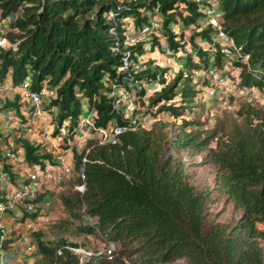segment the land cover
Returning <instances> with one entry per match:
<instances>
[{
    "label": "trees",
    "instance_id": "1",
    "mask_svg": "<svg viewBox=\"0 0 264 264\" xmlns=\"http://www.w3.org/2000/svg\"><path fill=\"white\" fill-rule=\"evenodd\" d=\"M116 1L0 0V19L6 20L5 38L11 43L0 45V83L26 81L31 90L52 92L44 103L51 115V134H57L66 120V129L73 136L77 120L85 113L83 103L88 111H94V126H128L113 142L90 137L80 151L74 145L65 146L72 152L73 181L82 182L84 189L60 193L59 200L71 219L84 220L81 232L98 233L114 244L110 258L100 255L83 264H160L179 257L187 264H264V114L250 103L240 105L235 112L241 123L233 121L217 138L218 129L209 133L188 129L197 121L181 119L176 136L170 139L156 114L181 115L196 90L190 74L181 81L183 75L177 71L166 80V69L151 66V59L142 61L143 68L134 73L143 85L154 87L147 97L146 111L130 113L134 124L123 116V106H116L109 92L108 82L120 81V74H116L119 54L112 50L115 35L121 39L127 23L135 32L155 16L161 17L156 20L158 33L165 35L172 51L185 49V44L182 33H176L171 24L183 28L195 25L189 42L198 61L193 62L187 52L184 68L205 66L212 57L220 65L223 54L217 48H204L193 41L197 37L211 44L215 31L209 24L196 25L204 16L200 7L205 1L131 0L123 1L119 9L115 8ZM218 8L221 28L238 51L247 54L246 62L234 61L240 67L239 85L263 88L264 0H218ZM109 10L115 12L113 18L107 17ZM148 42L149 48L160 49L156 35ZM130 48L145 52L142 41ZM143 85L135 87L134 98L144 95ZM177 93L180 102L175 104L172 100ZM15 101L8 100L4 106L17 107ZM147 115L153 118L149 125L141 121ZM213 138L215 146L210 148ZM165 145L193 151L207 148L209 162L216 166L217 189L240 210L235 222L205 225L209 190L197 189L189 182L184 161L172 159L169 153L162 157ZM11 146L13 151L22 150L28 166L43 168L44 160L54 162L43 143L21 134L14 137ZM8 167L1 164L13 179ZM4 196L0 187V202L6 203ZM86 217L91 222H86ZM31 234L39 255L34 264L53 260L78 264V255L67 247L77 246L75 241L62 236L45 239L40 230ZM10 241L0 228V249Z\"/></svg>",
    "mask_w": 264,
    "mask_h": 264
},
{
    "label": "rangeland",
    "instance_id": "2",
    "mask_svg": "<svg viewBox=\"0 0 264 264\" xmlns=\"http://www.w3.org/2000/svg\"><path fill=\"white\" fill-rule=\"evenodd\" d=\"M157 21H160L161 17H153ZM5 19H0V41H2L3 46H8L11 43L5 38V32H6V23ZM197 26L203 27L205 25L204 20L201 18L198 20ZM171 28L176 32L182 33V39L185 44V48L188 50H181V60L179 61V65L177 64L175 58L174 62L168 66H158L154 61H157L158 63L162 61L161 53H158L160 49L158 50L157 47H153V51L157 53L159 58L156 60H153V58H150L148 55V52L151 50L149 48V42L141 39L143 44V49L145 52L143 53L144 57L147 58L143 61L145 62L148 59L153 60V62L150 63L151 66H158V67H164L166 70L164 71V79L170 80L178 71V67L182 68L181 62L185 59V52L191 53L192 61H198V58L194 52H191V46L189 42V35L190 33L195 29V25H191L189 27H181L179 24L178 26H174V24H171ZM126 32H130L129 29H126ZM193 41H199L201 44H203L202 40L194 37ZM203 47L209 48L208 45H204ZM161 52V51H160ZM153 53V52H151ZM210 59V58H209ZM235 57L234 56H225L224 59L221 60V65L216 66V68H222V83L226 85L225 87H222V85H218L215 90L214 94H212L211 97L208 96L207 89H202L204 87L203 85H206L205 82L202 80V76L198 77H191V84L194 85V89L196 90L195 95L193 96V100L190 103V106L185 107L182 111L181 115H178L176 117L169 115L165 112H159L156 114V118L158 117L164 122V127L162 128L164 131H166L168 138L172 139L177 134L178 125L181 121V119L185 120H196L198 124H195L194 126H188L193 127L197 130H205L206 132H211L214 129L217 130V135L224 133L228 130L231 123L233 121H237L238 123H241L239 121L240 117L236 114V109L243 104L250 103L251 105L258 108L259 112L264 114V87L263 88H256V87H243L239 85L238 82V72L240 70V67H237L234 64ZM142 62V65H143ZM145 64V63H144ZM146 65V64H145ZM186 73H189L190 70H187L186 68L183 69V75ZM186 79V76H183L182 79ZM227 78V80H226ZM229 83V85H227ZM236 83V85H234ZM3 84V83H2ZM4 86V85H3ZM156 87V86H155ZM12 91V86L8 87ZM7 87L4 89L7 90ZM19 88L17 87L16 90ZM153 85L149 84L145 86L144 95L140 98H131L128 101H125L123 105L126 107V111L123 112V116L126 113V116H128L130 113H141L145 112L148 108L147 105V97L153 93ZM44 93L41 97V103L40 106L43 108L44 103L47 101V95L48 91L47 89H44ZM3 92H0V95H2ZM179 93H177L174 98L173 102L175 104L180 102ZM4 99V98H1ZM6 100L2 102V107H4ZM12 101V100H10ZM15 101V99H14ZM17 103V100L15 101ZM27 104V103H26ZM124 107V106H123ZM45 109V107H44ZM48 110V109H47ZM151 111H154V107L150 108ZM49 112V111H48ZM48 115V114H47ZM46 116V115H45ZM29 117V116H28ZM145 117V118H144ZM31 119H25L22 117V120L19 119V125L17 126L18 129L20 128L18 132L20 131L26 132V128L32 127L37 124L39 126L40 123V133L46 131L47 133H50L49 139L44 142L46 147H48L49 151L53 153L55 156H60L63 161H67V163L71 166V171L69 176L64 177L62 179V182L60 183V187L58 190H56V195L51 198V203L47 202L48 205H41L39 202V205L41 207H47L50 206L53 211L54 217L51 218V221L46 223L45 227H41V231L45 236L56 238L57 236H62L67 240H71L70 238L79 236L81 232L79 230V227L84 223V220L82 218H73L71 219L68 215V212L63 208V214H60L59 211V205L56 198H58V195L61 194H71L72 191H75L78 189L74 186L78 183H75L73 181V178L75 176V171L73 169V159H72V152L69 147H65L67 145H74L76 146L77 150H82L83 148H86L85 143L86 140L91 138H96L97 135L96 132L87 130L83 133V135L75 137L71 136L69 131L66 129V126L62 129H59V132L55 135L51 134L52 125L50 124L51 115H48L47 117L41 119H35L32 115H30ZM152 117L150 115L143 116L142 122L146 125H149L152 121ZM31 120V121H30ZM243 120V119H242ZM13 122V120L11 119ZM27 121H30V123H26ZM63 122H67L64 120ZM49 125V126H47ZM36 126V125H35ZM36 126V127H37ZM218 127V128H217ZM23 128V129H22ZM29 128V129H30ZM36 130H31V135L29 137L37 136L39 133H36ZM33 133V134H32ZM40 135V134H39ZM34 142V139L32 140ZM166 143V142H165ZM166 146V145H165ZM215 146L214 138L209 143V147L213 148ZM167 153H169L172 157V159H180L181 161H184V169L186 173L188 174V180L190 183H192L197 189H205L209 190V200L207 202V210L208 214L205 220V225H209L211 222L218 221L223 224H231L235 222L237 217L240 214V210L234 206V203L231 200H228L226 198V195L219 191L217 189L216 183L214 181V172L216 166L209 162V157L207 153V148L199 151H193L188 150L185 148L182 149H176L172 145H167L164 154L162 157H164ZM17 156V153H15ZM66 155V157H65ZM55 158V157H54ZM14 161L16 163H21L17 159V157H14ZM56 159V158H55ZM60 161V158H58ZM18 160V161H17ZM65 161V162H66ZM28 166V165H25ZM23 168H26V167ZM12 180V179H10ZM6 184V183H5ZM36 202L37 201H32ZM38 204V203H37ZM37 209V208H36ZM58 209V210H57ZM47 210L45 209L44 212ZM43 216V215H42ZM34 222L35 219L31 218ZM43 221V220H42ZM260 227L263 225L261 223H257ZM91 237V242L89 248L96 247L99 244H102L105 242L102 237L98 233H88ZM72 241V240H71ZM8 245V244H7ZM7 247V246H6ZM160 264H187L186 259L183 257L172 259L168 262L160 263Z\"/></svg>",
    "mask_w": 264,
    "mask_h": 264
},
{
    "label": "built area",
    "instance_id": "3",
    "mask_svg": "<svg viewBox=\"0 0 264 264\" xmlns=\"http://www.w3.org/2000/svg\"><path fill=\"white\" fill-rule=\"evenodd\" d=\"M123 1H131V0H118L115 2V8L119 9L120 7L124 6ZM205 3L201 5L200 9H202L206 22L210 25L214 26L216 28L213 40H218V50L220 52L226 53L227 47H233V53L236 57H239L240 60L245 61L246 55L241 54L237 48H235L229 38V36L226 34L225 31H223L219 24H218V18L220 11L218 9V0H204ZM115 12L112 10H109L107 12L108 18H113ZM159 24L157 23L156 19L150 18L147 23L141 25L135 32L131 30V25L129 23L126 24V29H129L130 32H126V30L122 31V38L118 39L115 35L114 40V46H112V50L117 52L119 54V65L116 68V74H120V81L114 82L109 81L108 85L110 87L109 92L111 95L115 97L116 106H124L123 112L126 111V107L124 104L125 101L130 100L132 97L134 98V91L135 87H140L143 85V83L140 82L139 79L134 78V73L140 71L143 68L142 61H144L147 57L143 55V53H137L133 51L130 46L133 44H136L138 41H141V39H144L148 41L152 36L156 35L160 44L159 48L160 51L158 53L162 54V64L167 65L171 62V54L173 53L166 45L165 43V35L158 33ZM199 45L200 42H197ZM0 45L2 44V41H0ZM175 54H178V52H174ZM173 53V54H174ZM159 55L157 53H154L152 56H149L150 58H153V60H156ZM157 62V61H155ZM194 75H199L200 71L194 70ZM204 75L210 79V84L215 85L216 83L221 84L222 83V75L214 69V67L208 66L204 70ZM118 77V76H117ZM227 80V78H226ZM229 84V83H228ZM9 86H15L18 87L21 91L22 97L27 100L28 107H29V114L32 115L35 119H43L45 115H47L48 110L44 109L40 106L41 103V97L44 93V89L41 90H31L28 88V84L26 81H23L17 85H9ZM146 86L145 84L143 85ZM216 86V85H215ZM6 87L3 86L2 83H0V92H3ZM213 89H208V94H212ZM80 93V92H79ZM79 93H77L79 95ZM83 109L85 113L77 120L76 126L74 128V135L75 137L83 135V133L87 130L94 131L97 133L95 136L99 142L103 141H111L113 142L115 140V137L120 132L124 131L128 128L125 124H114L109 125L108 128H99L94 126L92 122V116L94 114V111H88L86 109V103H83ZM130 114L126 116V113L124 117L129 118ZM10 119L14 120L11 117ZM131 123H135L134 119L129 118ZM66 123L62 122L59 126V129L63 130V127H65ZM41 141L46 142L49 139L50 133H47V131L42 132ZM11 142L8 143L6 146V149L4 151V155L6 157H17L15 155V151H13V148L11 146ZM22 158L19 160L21 161ZM61 160V167L60 171L54 174L53 179L59 180L62 176H68L71 171V166L66 163L62 162ZM29 170L25 173L24 181L23 179L20 180V183L17 185L16 189H10L8 193V207H16V205H21L25 210L31 211L33 209V204L31 203V200L35 197L37 194V191L32 189L30 187L31 183H34L37 179L38 173L43 169L38 165H31L29 166ZM82 176V174L80 173ZM0 178L7 184L9 180L8 173L2 170L0 167ZM78 191H82L84 189V185L82 182H79L78 184L74 185ZM5 209V205L0 202V212H3ZM17 215L20 214V211L17 209L16 212ZM45 219V218H44ZM91 218L86 217V222H91ZM35 226H31V231L34 230ZM102 244L97 245L96 247L89 248L82 245L77 246H67L69 250L72 253H75L78 255V264H83L88 258H96L100 255H104L107 258H110L112 255V252L114 250V244L111 241L104 240ZM56 253H60V250L57 249ZM48 264H57L56 261H51Z\"/></svg>",
    "mask_w": 264,
    "mask_h": 264
},
{
    "label": "crops",
    "instance_id": "4",
    "mask_svg": "<svg viewBox=\"0 0 264 264\" xmlns=\"http://www.w3.org/2000/svg\"><path fill=\"white\" fill-rule=\"evenodd\" d=\"M144 44V43H143ZM153 52V53H151ZM155 52L149 51L148 56H152ZM145 55V54H144ZM177 64H179V61L181 58L176 59ZM3 85L5 87H9L8 80H5L3 82ZM17 87L13 86L12 91L8 88L7 90L3 91V94L0 95V167L2 163H7L9 165V170L13 173V179L11 182H8L5 184L4 181L0 179V187L6 192L9 191L10 188L14 189L16 188L18 182L25 178V173L27 170H29V166L27 163L21 160V163H16L14 160V157H6L3 153L6 149V146L8 143H12V140L14 137L21 134V136H24L28 138L30 141L34 139V142H41L45 145L44 141H41V136L43 133H40V123L39 126L35 123L30 129L27 127L26 132L18 131L21 130L18 129L19 125V119L22 120V117L25 119H31L29 114V107L27 100L22 97L20 89L16 90ZM48 91V95H51L52 92ZM17 95V97H16ZM4 98V99H1ZM10 100H17V107H13L11 105H7L2 107V102ZM27 103V104H26ZM50 115V113H47ZM46 115L45 117H47ZM14 119L13 122L9 117ZM29 116V117H28ZM44 117V118H45ZM31 121V120H30ZM30 121H27L26 123H30ZM52 125V124H51ZM49 126V125H47ZM23 129V128H22ZM36 130V133H39L37 136L29 137L31 135V130ZM48 129L46 128V131ZM33 134V133H32ZM33 142V141H32ZM45 150L49 151L48 147L45 145ZM15 152L17 153V159L20 160L22 158V150L21 149H15ZM51 152V151H49ZM52 154V160L54 162H49L47 160L43 161V169L38 173L37 179L34 183L30 184V187L37 191L39 200L37 201V209L38 214L34 217L30 215L24 216V218L19 217H13L11 212L7 213H1L0 215V225L3 226L4 234L10 237L11 241L8 243L7 247L4 249H0V264H34L35 260L39 257L38 253L36 252V245L35 240L33 238V235L31 234V226L33 225V220L31 218L35 219L36 224V230L41 231V227L46 226V221H42V215L45 216L48 220L51 221V218L54 217L52 208L50 206L47 207H41V205H48L47 202L51 203V198L56 195V190L59 189L60 183L62 182V179L67 176H62L59 180H54L53 176L54 174L58 173L60 171L61 167V160L59 161L58 158L61 159L60 156H55ZM56 159H55V158ZM66 157V155H65ZM67 158V157H66ZM17 160V161H18ZM66 161V160H65ZM62 160V162H65ZM67 163V161H66ZM26 168H23V167ZM41 167V166H40ZM69 176V175H68ZM22 177V178H21ZM20 179V180H19ZM59 202V212L60 214H63V206L59 200V197L56 198ZM39 202L41 205H39ZM45 209L47 210L46 212ZM58 210V209H57ZM22 216V215H21ZM48 223V222H47ZM43 237L45 239H53V237L45 236L43 234ZM72 241H76L77 244L90 247L89 245L92 244L90 234L88 233H81L79 236H75L73 238H70Z\"/></svg>",
    "mask_w": 264,
    "mask_h": 264
},
{
    "label": "clouds",
    "instance_id": "5",
    "mask_svg": "<svg viewBox=\"0 0 264 264\" xmlns=\"http://www.w3.org/2000/svg\"><path fill=\"white\" fill-rule=\"evenodd\" d=\"M204 1V0H203ZM205 2H203L202 4H204ZM201 4V5H202ZM218 5V4H217ZM219 9V8H218ZM220 11V10H219ZM220 15V14H219ZM203 20H204V22H205V24H209V23H207L206 22V19H205V15L203 16V18H202ZM218 24H219V26H220V21H219V18H218ZM210 25V24H209ZM210 26H212V25H210ZM212 27H214V26H212ZM220 28H221V26H220ZM222 29V28H221ZM215 30H216V28H215ZM223 30V29H222ZM224 31V30H223ZM214 33H215V31H214ZM214 33L212 34V36H211V38H210V40H211V44H209V43H207L206 42V40H202V42H203V44L204 45H212V46H214L215 48H217L218 49V40L217 39H215V40H213V37H214ZM227 34V33H226ZM229 36V35H228ZM230 38V37H229ZM197 42H199V41H196V44H198ZM203 44H200V46H202L203 47ZM234 46V45H233ZM235 47V46H234ZM236 48V47H235ZM153 49V48H152ZM150 50V51H153V50ZM181 50H185V51H187L188 49L187 48H185V49H181ZM181 50H176V51H172L173 53L174 52H178V54H171V62L169 63L170 65L174 62V58H175V60L177 59V58H181V56H180V54H181ZM227 51H226V53H223V52H220L221 54H223V59H224V57L225 56H234L235 57V60L236 59H238L240 62H246V59H247V54H245L246 55V59H245V61H242V60H240V58L239 57H236L235 56V54L233 53V50H234V48L233 47H227V49H226ZM144 53V52H143ZM187 52H185V54H186ZM161 59H162V54H161V57H160ZM177 61V60H176ZM155 62V61H154ZM156 64H158V66H168L169 64H167V65H164V64H162V61L161 62H155ZM181 64H182V62H181ZM222 63L220 62V65H221ZM179 65V64H178ZM215 63L213 62V57L212 58H210L209 60H208V64L207 65H205V66H200V67H196V68H192L191 70H190V72L189 73H186V71H185V74L183 75V69H184V67H183V64H182V68H179L178 67V71H181V73H182V75L183 76H186V75H188V74H190L191 75V77H198V76H202V80L205 82V84L206 85H203L204 87H202V89L204 90V89H207V91H208V89L209 88H212L213 89V91H212V94H214V90H215V88L218 86V85H222V87H225L226 85H224L223 83H221V84H215V85H212V84H210V79L208 78V77H206L205 75H204V70H205V68L206 67H208V66H211V67H214V69L215 70H217L219 73H220V75L222 74V72H221V70H223L222 68H216L215 67ZM216 66H219V65H216ZM162 68H164V67H162ZM194 70H198V71H200V74L199 75H194ZM163 74H164V72H163ZM223 75V74H222ZM239 80V79H238ZM227 85H229V84H227ZM234 85H236V83H234ZM212 94H208V96L209 97H211L212 96ZM22 178V177H21ZM1 179V178H0ZM23 179V178H22ZM2 180V179H1ZM20 180V179H19ZM24 180V179H23ZM27 179H25L24 181H26ZM3 181V180H2ZM8 182H11V180H10V177H9V180H8ZM7 182V183H8ZM20 183V181L18 182V184ZM17 184V185H18ZM16 188H17V186H16ZM16 188H14V189H16ZM10 189H12V188H10ZM9 189V190H10ZM4 191V190H3ZM8 193H9V191H7L6 190V192H5V199H6V203H4V202H2L4 205H5V209H4V211L3 212H0V214L1 213H4V212H6V214L7 213H9V212H11V214L13 215V217H19V218H24V216H26V215H29V213H31V212H34V213H36L34 216H36L37 214H38V209H36L37 208V203L36 202H32V201H38V200H35L36 199V197L38 196V193L35 195V197L31 200V203L33 204V209L34 210H31V211H27V210H25L21 205H16V207H18L19 206V208H12V207H8V202H9V200L7 199L8 198ZM17 209L20 211V214L19 215H17L16 214V212H17ZM27 213V214H26ZM22 215V216H21ZM1 216V215H0ZM34 216H32V217H34ZM45 218V219H44ZM42 220H43V222L44 221H46L45 223H47V222H49V221H47L48 219L45 217V216H42ZM33 225H37L36 224V222H33ZM0 228H1V231L4 233V229H3V226H1L0 225ZM36 226H35V228H34V230H32V231H36ZM31 231V232H32ZM76 242V241H75ZM77 245H79V244H77Z\"/></svg>",
    "mask_w": 264,
    "mask_h": 264
}]
</instances>
